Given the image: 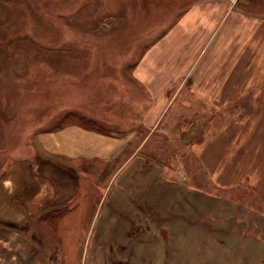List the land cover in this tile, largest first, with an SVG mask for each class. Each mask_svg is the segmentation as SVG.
Listing matches in <instances>:
<instances>
[{
	"label": "crops",
	"instance_id": "crops-1",
	"mask_svg": "<svg viewBox=\"0 0 264 264\" xmlns=\"http://www.w3.org/2000/svg\"><path fill=\"white\" fill-rule=\"evenodd\" d=\"M236 5L235 0L193 2L158 41H154L138 56L135 53H93L91 58L95 61L99 59L95 67L92 66V60H89L91 53H68L65 47L63 53H48L51 59L48 70L49 83H56L57 80L63 83L64 97L67 96V90L73 93L71 100L64 101L63 105L80 112L81 121L87 119L93 123V120L96 127L87 126L86 123L82 125L68 122L59 128L39 133L35 141L36 151L46 156L49 169L74 174H68V178H72L71 182L78 180L76 185L79 186L80 192L89 193L92 192L91 188H94L98 193L94 199H98L99 190H103L99 202L96 201L97 207L92 218L111 216L112 223L126 217L128 224L112 231L114 234L108 243L101 240L94 244L87 243V248L81 242L74 246L71 235L79 233V230L73 227L70 231L64 228V225L74 213L82 220L89 201L85 198V207L82 201L72 205L58 222L56 231L61 238L59 247L56 248L61 250L63 262L68 260V257L71 258V250L77 249L78 264L168 263L167 255L162 249L159 253L154 252L153 257V250L163 246H155L149 241L153 233L159 231L153 219L162 218L166 229V218L169 216L167 205L164 206L165 209L157 211V200L152 197L160 196V203H157L159 205L168 203V200H162L159 189L167 184L157 180V176L164 177L166 182L181 184V179L176 175L177 171L172 169L178 154L169 158V164H164L169 157L166 146L168 138L177 139L180 148L185 147L188 150L186 153L193 157V164L202 172L198 187H209L206 190L199 188L203 191L202 195L208 199L194 195V203L196 200L202 201L207 207V211L202 213L215 216L212 214L214 211L209 210L208 204L211 208H216L217 205L220 207L222 203L218 202L219 200L243 201V190L238 187H243L249 177L252 176L253 179L264 173V150L261 148L264 132L259 134L258 142H262H259L258 157L253 151L256 150L258 142L254 147L252 144L256 141V136H251L250 141L249 136H246L243 141V126L251 121L264 122V109H260L261 113L238 116L229 114L218 131L214 128L209 130L214 117L212 107H226L240 100L242 103L243 97L251 90L255 91L253 98L256 104L261 105L260 101L264 103V96L261 97L260 94V91L264 93V86L253 88L254 85L248 76L252 57H246L243 62V49L238 46L242 41H237L239 35L232 30L237 27L241 30L244 26L253 30L259 29L264 25V18L245 16L242 9H235H238ZM233 53L241 54H236L233 58ZM110 58L113 59L112 62L104 60ZM119 58L121 61L117 60ZM59 66H63V69L59 70ZM250 67L252 68L251 65ZM56 68L59 71L58 78L55 77ZM195 106L209 109L197 114V110H192ZM100 122L107 127L100 126ZM201 136L202 142H195L194 139ZM170 151L174 154L179 152L175 145ZM255 156L256 171L251 169L249 164L250 161L256 160ZM57 159L59 160L56 161ZM20 164L25 168L23 162ZM254 171L257 173H253ZM101 179L106 180L99 183ZM190 179L192 182L194 176ZM7 182L8 180H5L3 184ZM192 184L195 185L194 182ZM152 187H157V194L151 193ZM214 191H221L225 198L217 199ZM7 192L9 194H6L4 207H0V219L21 220L28 217L29 215L24 214V206L21 204L25 190L18 196L22 199L19 211V204L15 202L18 199L11 201L13 193L10 190ZM231 192H238L241 200L236 197L233 199ZM136 195L139 196L138 199L131 198ZM184 195L186 194L181 193L179 196L181 205L186 204L183 202L186 201ZM251 195H254L255 202H264L261 193L251 191ZM73 198L65 201L78 199ZM33 201L34 204L37 203ZM194 203L192 208L196 205ZM181 205L177 210L180 211L178 217L183 220ZM260 211L263 212L262 209ZM170 223L175 225L176 236H182V228L178 227L181 221ZM108 224L109 222L103 226L105 229L102 228L98 232L100 239L107 235ZM3 231L6 232H1ZM202 233L203 230L199 232ZM243 240L237 245L228 242L229 247L219 243L217 245L228 251L240 250L239 257H236L240 264H257L260 257L248 256V248H255L257 251L263 248L257 242L254 244L251 240L246 241V238ZM176 241L177 244L170 245L169 248L183 250V243L177 239ZM54 245L57 244L52 246ZM168 245L165 243L166 251ZM88 248H92L89 253ZM207 249L213 252L217 248L209 246ZM25 250L27 249L23 244L16 249L18 253L22 252V256ZM21 259L28 261V258ZM11 260L19 264V260Z\"/></svg>",
	"mask_w": 264,
	"mask_h": 264
},
{
	"label": "rangeland",
	"instance_id": "rangeland-1",
	"mask_svg": "<svg viewBox=\"0 0 264 264\" xmlns=\"http://www.w3.org/2000/svg\"><path fill=\"white\" fill-rule=\"evenodd\" d=\"M146 1L141 6L140 0H0V207H4L3 202L6 201L7 191L10 190L13 193L11 201L18 199L15 202L19 204V211L22 199L18 196L21 195L22 190H25L22 200L23 212L29 215L21 220L20 218L0 219V261H3L0 264H12V258L16 259V262L19 260V264L28 262L29 264H78V250H71V258L68 257V260L63 262V254L59 248H56L59 247L61 238L56 242L57 245L52 246L54 242L52 245L49 243L52 241L41 232L35 220L53 208L61 206L71 208L81 201L85 207V198H88L89 202L87 212L83 211L85 215L84 217L82 215L83 219L81 220L78 214L74 213L64 225V228L70 231L73 227L79 230V233L71 235L72 245L81 242L87 248V243L94 244L101 240L108 243L107 241L111 240L114 234L112 231L128 225L126 217L112 223L111 216L92 218L96 204L103 193L101 187L98 188L100 189L98 199H94L98 196L94 188H91L92 192L89 193L80 192L79 186L76 185L78 180L71 182L72 178H68V174L71 176L74 174L47 167V158L43 153H37L35 141L37 134L59 128L68 122L85 124V121H81L80 112L63 105L64 101L71 100L72 91L67 90V96L64 97L63 83L58 80L56 83H49L48 70L51 59L48 53H63L64 47L68 49V53H91L89 60H92L93 67L99 60L97 58L95 61L91 58L93 53H135L138 56L154 41L161 38L188 5L198 0ZM237 7L236 10L240 7L242 10L246 8L243 0H240ZM247 12L250 15L245 14V16L264 18V3L256 4ZM243 28L240 30L237 27L232 30H235L237 36L239 35L237 41H242L238 46L243 49V62L246 57H252L250 62L252 68L249 65L250 75H248L251 84L255 89L261 88L264 86V25L254 30L249 26ZM236 54L241 53H233V58ZM104 60L113 61L111 58ZM117 60L121 61L120 58ZM62 67L59 66V70H62ZM58 68H56V78L59 77ZM50 75L52 76V73ZM260 94L261 97L264 96L262 91ZM254 96L255 91L251 90L243 97L242 103L240 100L226 107H212L214 117L210 122L209 130L214 128L218 131L229 114L238 116L261 113L260 109H264V103L260 101L261 105H257ZM204 109L209 108L195 106L192 110H197L196 113L201 114L205 112ZM91 121L94 123L93 120ZM103 125L107 127L103 123L100 126L104 127ZM263 129L264 122L245 123L243 141L246 136H249V141L251 136H256L257 139H254L256 141L252 143L254 147L259 140V134L264 132ZM108 130L111 132L110 128ZM196 139L197 142H202L203 137L194 140ZM176 140L168 138L166 146L169 157L164 164H169L171 162L169 158L178 154L172 169L174 172L177 171L176 175L181 179V184L166 182L159 174L156 178L167 184L159 189L162 200H168L167 204L159 205L157 203H160L158 201L160 196H152L157 200L156 209L161 211V208L165 209L164 206L167 205L169 216L166 218V229V223L162 218L153 219L159 231L156 230L149 241L155 246L159 247L160 244L163 246L153 250V257L154 252L159 253L162 249L167 255V264H240L236 258L239 257L240 250L228 251L217 244L229 247L228 242L237 245L246 238V241L251 240L254 244L257 242L263 248L259 251L248 248V256L260 257L257 264H264V202H255L254 195H251V191H257L264 198V173L253 179L252 176L249 177L243 187H238L243 190V201L219 200L218 202L222 203L220 207L217 205L216 208H211L208 204L209 210L214 211L212 214L215 216L202 213L207 211V207L202 201L196 200L194 203L195 196L202 197L203 191L199 188L206 190L209 187H198L202 172L193 164V157L186 153L188 150L185 147L180 148ZM259 142L256 150H253L257 157L260 153ZM173 145L177 147V152L179 151L176 154L170 153ZM261 148L264 150V139ZM256 161L257 158L249 162L251 169L255 171ZM21 162L25 168H22ZM255 171L253 173H257ZM152 173L155 174L156 171ZM193 176L194 180L191 182L190 177ZM168 179L171 180L170 177ZM5 180L8 182L3 184ZM105 180L101 179L99 183ZM193 182L195 185L192 184ZM152 188L151 193L157 194V187ZM181 193L186 194L184 195L186 201L183 200L186 204L183 205L179 197ZM214 194L218 196L217 199L225 198L221 191L219 193L214 191ZM231 194L233 199L241 200L238 192ZM73 197L78 199L65 201L74 199ZM131 198L138 199L139 196H131ZM33 200L37 203L34 204ZM193 203L196 204L194 208H192ZM179 205L183 211V220L178 217ZM261 209L263 212L260 211ZM80 221L82 223H79ZM173 221H181L178 227L182 228V236H176L175 225L170 223ZM108 222L107 235H103L100 239L98 232ZM2 230L6 232H1ZM202 230L203 233L199 234ZM176 239L183 243V250L169 248L170 245L177 244ZM165 243L169 244L168 251L165 249ZM22 244L27 249L23 252V256L22 252L16 251ZM50 246L55 248L51 247L52 249L49 250ZM209 246L217 249L211 252L207 249ZM88 249L87 253L92 250V248ZM22 257L28 258V261L21 259Z\"/></svg>",
	"mask_w": 264,
	"mask_h": 264
},
{
	"label": "trees",
	"instance_id": "trees-1",
	"mask_svg": "<svg viewBox=\"0 0 264 264\" xmlns=\"http://www.w3.org/2000/svg\"><path fill=\"white\" fill-rule=\"evenodd\" d=\"M147 2L146 0H140L141 6L144 5V3ZM240 0H237V5L239 4ZM143 3V4H142ZM264 3V0H243V4L246 6V8H243V13L250 15L247 11L255 6L256 4ZM259 6V5H257ZM241 8V7H240ZM87 126H94V123H91L90 121H87L84 119ZM198 140L196 139L195 142ZM23 204V203H21ZM68 207L67 206H61L59 208H53L48 211H46L44 214L37 217L35 220V223L37 227L43 232L52 242L56 243L59 240V237L56 232V228L58 226V222L60 219L67 213ZM58 244V243H56Z\"/></svg>",
	"mask_w": 264,
	"mask_h": 264
}]
</instances>
